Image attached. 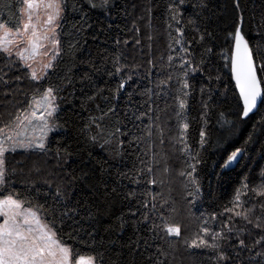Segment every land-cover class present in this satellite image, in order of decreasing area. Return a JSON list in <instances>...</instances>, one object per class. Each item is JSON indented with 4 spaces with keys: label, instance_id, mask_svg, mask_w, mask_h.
<instances>
[{
    "label": "snow or ice",
    "instance_id": "snow-or-ice-1",
    "mask_svg": "<svg viewBox=\"0 0 264 264\" xmlns=\"http://www.w3.org/2000/svg\"><path fill=\"white\" fill-rule=\"evenodd\" d=\"M189 2L166 0L168 54L159 58V65L152 58L147 60L151 68H160L155 79H152L151 71L146 75L151 87L145 86L139 93H127L129 103H132L134 94L143 97L132 112L142 127L136 125L139 135L129 141L130 146L136 145L137 163L128 171H117L115 182L126 188L123 181L128 180L129 184L142 190L122 192L118 187H110L107 180L100 179L86 185L91 196L83 201L77 197L74 186L89 175L87 171L82 169L80 175L68 172L59 177L58 182L46 179L47 190H41L29 181L20 192L13 187L14 177L25 175V161L10 157L39 154L44 165L52 164L47 175L58 176L56 170L63 171L80 151H87L91 157V147L98 143L104 148L115 140L119 150L116 154L122 155L124 142L119 137L128 133L122 130L124 126L119 118L118 104L114 102L127 91L126 84L132 80L131 75L121 78L111 99L103 97L106 109L96 106L101 115L90 116L87 124L77 129L78 135L84 139H77L76 143L83 147L73 151L71 143L58 140L57 147L53 148L49 138L50 133L67 134L74 126L72 116L61 122L59 115V94L64 89L48 84L51 74L78 44V41L68 43L65 47L69 9L81 14L80 22L73 25L71 33L76 36L85 30V25L92 27L88 23L92 10L99 9L106 17L114 18L111 13L116 2L74 0L69 5L68 0H17L14 5H4L12 14L0 16V62L4 66L0 68V96L4 98L0 99V105H3V111H0V264H124L125 248L131 256L129 264H137V258L140 264H168L169 250L180 242L170 237L181 238L188 249L204 250L202 264H232L233 258L241 253L248 254L247 264H264V166L257 161L255 167L249 169L253 159L248 147L258 142L255 138L257 133L264 136V115H260L252 125V132L243 145L237 146V137L242 129L260 112L258 102L264 105V56L261 55L260 44L254 48L250 43L252 37L244 31L245 17L240 0H232L235 15L229 18L230 25L226 24L223 30L222 42L200 26V14L208 9V0H191L193 13L186 17ZM145 12L146 16L140 15L132 21L129 31L134 33L133 40H121L117 36L114 38L116 46L121 43L125 47L130 43L140 46L142 37L146 35L151 53V42L155 38L152 6H148ZM141 22H144L146 33L142 31ZM107 28L111 30L113 25L109 23ZM258 36L260 41H264V33L258 32ZM217 48L221 49L219 53ZM217 56L224 61L223 67L229 70L230 80L235 82L234 89L238 90L236 107L231 111H217V106L222 103L220 97L228 92L220 74L222 69L214 73L209 65V61ZM121 57L119 52L112 56L114 71L107 73L110 77L127 67L121 63ZM4 68L8 71L5 72ZM197 75L206 78V86L199 88L203 127L199 131L198 147H194L188 142V108L196 91ZM66 79L67 85H72V79ZM25 80L30 82V93L20 87ZM85 81L88 82L85 86H94L87 73L81 83ZM45 84L48 86L43 87ZM103 91L96 88L92 94H86L85 103L95 102ZM19 95L27 97L26 101L17 100L13 104L12 100L6 99L12 96L15 100ZM8 105H12L15 111H10ZM5 115L7 119H4ZM213 115L219 125L215 141L219 159L214 167L220 169L223 177L227 170L239 165L247 156L244 169L249 174L238 181L239 186L233 189L231 199L218 211L207 216L203 212L199 215L190 212L196 222V230L191 238H183L181 226L171 216L175 209L171 207L170 197L164 196L162 191H153L149 185L160 189L168 187L171 191L174 180L180 179L186 198H192L186 199L187 204L194 205L196 199L203 195L199 166L205 163L203 152L209 142L208 129ZM106 117L114 119L113 131L100 143L103 138L101 122ZM93 128L98 130L94 135ZM173 158L181 162L179 169L169 162ZM259 160L264 161V149ZM41 171L39 162L33 161L27 174H39ZM100 175L111 177V172L101 164ZM121 196L129 204L128 211L116 216V222L104 231L110 237L114 232H123L131 227L139 235L120 245V251L113 258L108 253L115 251L112 246L116 241L109 237L98 239L95 225L100 223L101 208L105 205L110 207ZM85 223L88 228L84 227ZM105 240L108 247H105ZM80 245L91 248L94 254H81L78 250Z\"/></svg>",
    "mask_w": 264,
    "mask_h": 264
},
{
    "label": "trees",
    "instance_id": "trees-1",
    "mask_svg": "<svg viewBox=\"0 0 264 264\" xmlns=\"http://www.w3.org/2000/svg\"><path fill=\"white\" fill-rule=\"evenodd\" d=\"M16 2L17 0H0V16H11L12 11L4 5H14ZM68 2L69 5H71L74 0H68ZM115 2L116 7L111 13V16L114 18L106 17L99 9L92 10L89 12L88 19V23L91 24L92 27L87 28L85 25V30L76 36L71 35V33L73 32V25L80 22L81 14L79 12H72L71 8L69 9L68 20L66 22L65 47L67 48L68 43H76L78 41V44L75 50L72 51V54L65 56L64 62L51 74L48 84L64 89L59 94L61 97L58 101L60 105L59 115L61 122L67 117L72 116L74 118V126L67 134L58 132L51 135L50 140L52 141L53 148L57 147L56 141L58 140L61 141V143H71L73 151H77L78 148L83 147L82 144L78 145L76 143L77 139L81 141L84 139L82 136L78 135L77 129L82 125H86L90 116H100L101 112L97 110L96 106L100 105V108L106 109L107 104L103 97L108 96L109 99H111L121 78L123 77L126 79L128 75H131L132 80L126 84L127 91L121 94L119 101L114 102L118 104L119 118L124 126L122 130L128 133L127 135L119 137V140L124 142L122 155L116 154L117 151H119L116 149L117 141L113 140L112 144L106 145L104 148H101L98 143L91 147V157L88 156L87 151H80L78 155L72 157L69 161V166H66L63 171L56 170L58 176H48L47 170L52 168L51 162L44 165L43 158L39 154H15L14 157H10V159L25 161V175L14 177L15 183L13 187L16 191L22 192L26 186V182L29 181L34 182L41 190H47V185L44 184L46 179L56 180L58 182L59 177L65 176L68 172L80 175L82 169L87 171L89 175L85 177L83 181L77 182L74 186L77 197L82 201L88 200L91 196L90 189L86 185L89 183H97L100 179L107 180L110 187H118L122 192L129 189H137L138 192L142 190L137 188L134 184H129L128 180L123 181V185L127 187L121 188L115 182L118 179L116 173L117 171H128L132 168L134 163H137L136 145L132 144L130 146L129 141L133 140L136 135H139L136 125L142 127L140 121L134 119L132 112L135 111L143 97L139 94H134L132 103H129L127 93H139L145 86L151 87L152 85L149 83V79L146 78V75L151 71L152 79H155L156 73L160 68H151V66L147 64V60L152 58L159 65V58L162 55L166 57L168 54L167 45L169 41L165 31L166 0H151V5L149 4V0H115ZM240 2L245 17L244 31L252 37L250 43L254 48L257 43L260 44V52L261 55L264 56V41H260L258 36V32L264 33V0H240ZM190 4L191 0L189 2L186 17L191 16L193 13ZM226 4L227 7H225ZM148 6H152L153 8L152 24L154 25L153 35L155 37L151 42V53L149 54V42L146 39V35L142 37V44L140 46H132L131 43L127 47H125L123 43H121L120 46H116L114 38L117 36H119L121 40L127 39L130 42L133 40L134 33L129 31L132 26V21L140 15L146 16L145 9ZM126 13L130 15H126ZM234 15L235 12L232 8V0H208V9L200 14L199 23L202 29L207 28L214 36L219 37L220 42H222L224 36L223 30L226 24L230 25L229 18ZM109 23L113 25L111 30L107 28V24ZM143 23L144 22H141L142 31L146 33L147 29L143 28ZM116 25H119V28H117ZM101 28L104 30L101 31ZM189 35H191V33ZM94 36L95 39L93 38ZM220 50L221 49L217 48V53H219ZM117 52L122 53L121 63L127 65V67L120 74L110 77L107 73L109 71H114L111 58ZM223 64L224 61L218 56L213 57L209 61V65L214 73L222 69L220 74L223 77V84L228 88L227 94L220 97L222 103L217 106V111H231L236 107V97L238 93L234 89V82L230 80L229 70L224 68ZM3 67V63L0 62V68ZM97 68L100 70L96 71ZM69 69H71V71H69ZM4 71L7 72L8 69L4 68ZM85 73L92 77L94 86H85L88 85L87 81L83 84L81 83ZM66 77L72 79V85H67ZM5 78L7 79L8 77ZM195 83L196 91L189 101L188 108V142L194 147H198L199 131L203 127V121L200 119L202 109L200 106L201 97L199 88L201 86H206V78L197 75ZM48 84L43 85V87H47ZM12 86L15 87V83H13ZM20 87L27 93L32 91L30 82L27 80L21 82ZM81 88L84 89L83 92H81ZM96 88L103 89V93L97 96L95 102L85 103L86 94H92ZM234 92L235 95L233 94ZM0 99L4 98L0 96ZM6 99L12 100L13 104H15L17 100L26 101L27 97L19 95L16 96L15 100H13L12 96ZM259 108L260 112L253 116L249 124L242 129L241 135L237 137L239 140L237 146L243 145L248 134L252 132V125L256 123L260 115H264V105H259ZM8 109L10 111H15L12 105H8ZM0 111H3V105H0ZM125 114H127V116H125ZM229 118L234 119V117ZM4 119H7L6 115ZM113 122L114 119L112 117H106L101 122L103 138L100 139V143H103V139H107L108 133L113 131ZM218 127L219 125L216 124V117L213 115L208 129L209 142L208 145H206V151L203 152L205 163L199 166V179L203 195L196 199L193 206H189L186 202V199L192 198H186L180 179L174 180L171 185V191H169L168 187L160 189L155 185H149V188L153 191H162L164 196L170 197V201L172 202L171 207L175 209V211L171 213V216L175 223L181 226L183 238H191L193 232L196 230V222L193 216L189 214L190 212L195 215H199L203 212L205 216H207L213 211H218L221 205L231 199L233 189L239 186L238 181L242 180L244 175L249 174L248 171L244 169L247 156L244 160L240 161L239 165H235L233 169L227 170L223 177L220 175V169L214 167V163L219 159L217 149L215 148ZM97 131V129L93 128L92 134H96ZM172 134L174 133H169V135ZM255 138L258 142L248 146L250 149L249 155H251L253 159V163L249 165V169L254 168L257 161L261 166H264V161L259 160L260 153L262 149H264V136L257 133ZM82 160L83 162H81ZM33 161L39 162L42 171L39 174L32 172L31 175H28V168L31 167ZM169 162L176 169L182 166L181 162L175 158ZM101 164L111 172V177L108 175L101 177ZM97 194L99 195V193ZM128 208L129 204L122 199V196L117 197L115 203L110 207L105 205L101 208V215L98 217L100 223L95 225L98 229V239L109 237V234L106 233L104 229L116 222V216L121 213L126 214ZM84 227L88 228L89 226L85 223ZM136 235H139V233H134L131 227L125 228L123 232L112 233L109 238L116 241V245L112 246L115 248V251H109L108 255L115 258L116 253L120 251L119 246L129 243L131 239H135ZM169 239L180 242L175 243L174 248L169 250L170 255L168 264H202V261H204V250L186 248L181 238L170 237ZM157 243L162 242L157 241ZM105 247H108L107 240H105ZM164 247L167 248V245H164ZM78 250L81 254H94L91 248L83 245H80ZM123 252L125 258L124 264H129L131 256L128 255L127 248L123 249ZM108 255H106V259ZM247 256V253H241L238 257L233 258L232 264H240L241 261L247 264ZM137 264H140L139 258H137Z\"/></svg>",
    "mask_w": 264,
    "mask_h": 264
},
{
    "label": "rangeland",
    "instance_id": "rangeland-1",
    "mask_svg": "<svg viewBox=\"0 0 264 264\" xmlns=\"http://www.w3.org/2000/svg\"><path fill=\"white\" fill-rule=\"evenodd\" d=\"M53 134H55V133H50V134H49V138H50V136L53 135Z\"/></svg>",
    "mask_w": 264,
    "mask_h": 264
},
{
    "label": "water",
    "instance_id": "water-1",
    "mask_svg": "<svg viewBox=\"0 0 264 264\" xmlns=\"http://www.w3.org/2000/svg\"><path fill=\"white\" fill-rule=\"evenodd\" d=\"M233 82H234V81H233ZM234 83H235V82H234ZM236 91H237V93H238V90H236ZM259 105H260V104H259V102H258V107H259Z\"/></svg>",
    "mask_w": 264,
    "mask_h": 264
}]
</instances>
